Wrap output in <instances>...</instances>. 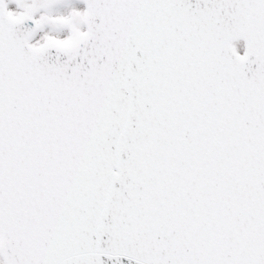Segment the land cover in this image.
<instances>
[{"label": "snow or ice", "instance_id": "snow-or-ice-1", "mask_svg": "<svg viewBox=\"0 0 264 264\" xmlns=\"http://www.w3.org/2000/svg\"><path fill=\"white\" fill-rule=\"evenodd\" d=\"M0 264H264V0H0Z\"/></svg>", "mask_w": 264, "mask_h": 264}]
</instances>
